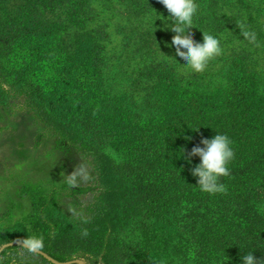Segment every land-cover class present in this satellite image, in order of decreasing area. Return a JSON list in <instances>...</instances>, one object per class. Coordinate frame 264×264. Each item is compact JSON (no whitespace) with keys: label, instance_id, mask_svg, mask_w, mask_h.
Returning <instances> with one entry per match:
<instances>
[{"label":"trees","instance_id":"trees-1","mask_svg":"<svg viewBox=\"0 0 264 264\" xmlns=\"http://www.w3.org/2000/svg\"><path fill=\"white\" fill-rule=\"evenodd\" d=\"M26 1L32 12L28 23L18 27L0 24V74L4 70L1 57L15 38L26 40L49 30L34 10L64 6L83 18L87 37L80 47L83 56L70 54L58 63L73 74L69 76L70 83L84 86L90 105L94 88L98 93L93 104L99 105L98 110L105 101H116V106L108 113H113L111 119L95 116L90 123L79 124L81 118L64 119L57 114L59 100L50 101L52 91L43 83L44 75L38 69L23 70L16 77V94L24 96L25 104L54 132L56 144H78L102 166L92 165L98 175L99 195L88 208L91 217L80 214L74 218L59 209L50 216L48 211L57 208L54 194L41 186L27 190L30 216L36 215L41 225L43 246L39 250L44 254L23 244H9L13 240L29 241L21 227H1L0 247L7 246L1 251L0 264H55L48 257L65 263L78 254L107 260L113 240L111 235L110 241L105 240L107 231L103 234L100 219L111 214L115 229L137 217L130 216L131 209L155 204H162L166 216L173 215L169 219L175 222L174 230L182 237L180 247L171 253L169 244L164 245V240L173 238L171 235L165 234L161 239L147 236L148 242L158 244L156 248L165 249L168 264H174L176 259L181 264H242L241 257L248 251L254 252L259 264H264V216L256 209L259 187L254 185L261 176L264 180V119L248 115L253 109L249 98H264V52L260 48L264 47V21L260 20L264 16V0H195L199 12L194 18L192 36L198 42H202L203 32L220 39L223 52L207 66L221 64L214 72L221 71L226 90L222 96L204 92L201 97L208 98L203 105L198 104L199 99L192 105L188 101L189 110L178 114L174 113L178 107L174 98H179L181 83L185 82L181 79L191 76L196 82L200 75L194 72L184 76L180 72L183 63L171 45L175 33L170 29L171 21L166 20L170 13L159 0H119L118 6L116 0ZM105 11L110 16L101 17ZM116 14L128 21L136 19L142 26L134 29L119 23L125 34L120 49L117 45L109 47L111 33L107 22ZM241 24L244 30L256 34V43L243 38ZM205 76L202 74L200 79ZM65 80L62 85H68ZM231 93H235L234 97L216 103L215 98L223 99ZM8 95L0 87L1 103L6 102ZM161 99L163 107L158 103ZM180 99L181 111L184 99ZM250 117L254 118L251 122L247 119ZM147 129L150 131L146 133ZM217 133L230 137L235 156L228 165L229 175L220 178L225 191L209 194L200 190L198 178L192 175V169L201 161L190 153L195 143L203 147L201 141ZM107 149L119 153L121 159ZM99 155L104 156L103 161ZM242 184H249L251 189L238 191ZM236 191L238 195H230ZM137 229L141 228L133 224L129 234ZM119 254L122 255L120 250Z\"/></svg>","mask_w":264,"mask_h":264},{"label":"rangeland","instance_id":"rangeland-1","mask_svg":"<svg viewBox=\"0 0 264 264\" xmlns=\"http://www.w3.org/2000/svg\"><path fill=\"white\" fill-rule=\"evenodd\" d=\"M118 2L119 0L115 1L117 6L119 5ZM26 4V0L0 1V24L3 23L5 27H18L28 23L29 13L32 12H30V6H26ZM100 7L97 6V8ZM70 12L71 8L67 10L64 6L53 9L36 8L34 15L36 17L41 15L49 30L47 32L42 31L40 35L26 40L15 38L5 56L1 57L4 70L0 74V87L9 95L5 103L0 102V228H5L6 226L21 227L23 233H26L29 237L28 240L33 238L40 239L41 236V225L36 219L37 216H30V200L27 195V192L31 191L29 189L34 186H41L46 192L54 194L57 208L53 207L48 211L50 216L57 212L56 209H59L74 218H78L80 214L85 217H91L92 215L88 213V208L95 202L92 200L99 195V188L97 187L98 175L93 166L98 164L101 167L102 162L96 164L94 161L95 157H91L90 153L86 155L78 144H56L54 132L48 129L29 106L25 104L24 96L16 94V88L14 87L17 81L16 77H20L23 70L29 69L32 72L34 71L33 69H38L44 75L43 83L49 91H52L49 98L50 101L56 102L59 100L56 104L58 105V107L56 106V109H58L57 114L64 119L74 120V117L81 118L82 120L79 124H88L95 116L111 119L113 113H108L111 111V107L116 106L114 105L116 101H105L104 103L103 100L104 104L101 105L99 111V105L93 104L98 93L94 88L91 89L93 95H95L92 97L94 101L90 105L87 100V93L83 91L85 89L84 86L80 83H70L69 76L72 77L73 74L69 70L64 71V68H62L63 63H58L61 59H68L67 56L70 54L76 56L79 53L82 55V48L80 47L87 37L85 35L87 27L83 23V18L79 17L77 12ZM109 14L110 12L105 11V15L103 14L104 16L102 15L101 17H106ZM119 15L121 14L114 15L113 19L109 23L107 22V28L111 33V44L109 47L117 45V49L121 48L125 35L121 31L119 23H127L134 29L137 26L142 27L136 19L128 21L125 16L120 18ZM260 20L264 21V16H261ZM154 21L157 22L156 19ZM192 29H194V23L193 28L189 29L193 34ZM260 48L264 52V47L261 46ZM220 67L221 64L207 66L203 72L198 73L200 76H198L199 79L197 77L196 82L193 81L191 76L187 80H185L186 77L181 79L185 81L180 86L181 96L179 95V98L175 96L174 103L176 102V106L179 107L181 97L184 101L182 100V110L180 111L178 107H175L174 113H184L186 109L189 110L186 107L188 101L192 105L199 99L200 101H197L198 104L201 103L203 105L208 98L205 97L204 100V97H201L204 92L208 95L210 91L218 92L222 96L221 92L226 90L223 87L226 84L224 82L225 77H222L221 71L214 72ZM180 72L184 76L193 75L194 73V71L184 65L180 68ZM212 72L217 73L218 76L215 77ZM204 73H206L205 79L201 80L200 78ZM63 79H66L65 83L68 82V85H62ZM212 79H214L215 83H212ZM89 88L90 86L87 87V89ZM60 91H62L61 94H59ZM234 95L235 93L230 96L225 95L223 99L215 98L216 103L219 105L220 101H226L225 98H231ZM251 98L255 99V101H252ZM249 99L253 109L249 111L248 115L255 118L258 116L260 120L264 119V98L261 99L262 101L260 99L256 100L254 96ZM158 103L159 106H162L163 99L158 100ZM105 108L107 110L101 112ZM251 117L247 118L250 122L254 120ZM257 122L260 124L259 121ZM148 131L150 130L147 129L146 133ZM194 145L198 146L196 143ZM239 147L237 146V149L244 153ZM107 152L112 153L117 159L122 157L119 153L110 149H107ZM99 154L103 153L99 152ZM103 158L104 156H98V159H102L101 161H103ZM255 183L254 185L259 187L256 195L258 197L256 209L259 210L263 217L264 180L262 176ZM247 187L251 189L249 184H242L237 189L238 191H241V189L244 191ZM230 195L234 197L238 193L237 191L235 193L230 192ZM222 199L220 198L219 200L222 201ZM123 214L122 212V216ZM134 214L137 217L132 218L128 224L120 225V227L118 225L116 227L117 230L113 227L114 223L112 222L111 214L106 216L104 220L100 219L103 234L107 231L105 240L110 241V235L113 240V250H111V255L108 256L107 260L102 256H97V258L93 259L88 255L78 254L70 261H76L74 262L76 264H168L170 259L165 256V249L156 248L158 244L154 245L151 241L148 242L147 236L153 235L155 236L154 238L161 239L164 238L165 234L171 235L173 238L164 240V245L168 243L169 252H176V249L181 245L182 237L180 234H176L174 230L176 229L174 228L175 222L171 220L173 215H170V217L166 216L162 204H155L153 207L137 206L136 209H131L130 211L131 217ZM133 224H137V228L140 227L142 230L137 229L134 234L130 235L131 230L129 229H131ZM118 228L121 229L118 231ZM127 230L129 231L127 232ZM11 242L28 244L22 240H13ZM119 247L121 248L119 249ZM119 250L122 255L119 254ZM178 261L176 259L174 264H181Z\"/></svg>","mask_w":264,"mask_h":264},{"label":"clouds","instance_id":"clouds-1","mask_svg":"<svg viewBox=\"0 0 264 264\" xmlns=\"http://www.w3.org/2000/svg\"><path fill=\"white\" fill-rule=\"evenodd\" d=\"M159 2L170 13L166 20L171 21L170 29L175 33L171 45L175 48L179 62L194 72H203L212 59L222 54L220 39L204 32L202 42L193 38L189 29L193 28L194 18L199 12L195 0H159ZM159 19L164 18L160 16ZM239 27L244 39L249 43L257 42L254 32L244 30L242 24ZM201 144L203 147L196 146L190 153L191 156H198L201 161L192 169V175L198 178V186L202 192L209 194L224 192L225 187L220 183V178L229 175L228 165L235 156L233 142L227 134L217 133L211 139H203ZM27 243L31 249H39L43 246L39 238L30 239ZM253 253L248 251L242 256V264H259L260 260Z\"/></svg>","mask_w":264,"mask_h":264},{"label":"water","instance_id":"water-1","mask_svg":"<svg viewBox=\"0 0 264 264\" xmlns=\"http://www.w3.org/2000/svg\"><path fill=\"white\" fill-rule=\"evenodd\" d=\"M10 245H15V244H18L17 242H11V243H9ZM23 245L24 246H26V247H28V248H30V246L28 245V244H26V243H23ZM5 246H7V245H5ZM5 246H3L2 248H0V254H1V251H2V249L5 247ZM31 249V248H30ZM33 250H35V251H37L38 253H40V254H44L41 250H39V249H33ZM48 259L49 260H51L53 263H55V264H71V263H74V262H76V261H68V262H65V263H58V262H56L54 259H52L51 257H48Z\"/></svg>","mask_w":264,"mask_h":264}]
</instances>
